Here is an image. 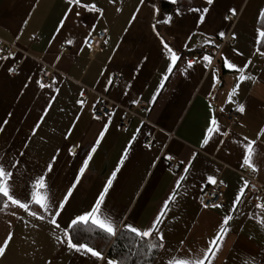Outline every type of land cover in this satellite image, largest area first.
Instances as JSON below:
<instances>
[{"label":"crops","instance_id":"obj_1","mask_svg":"<svg viewBox=\"0 0 264 264\" xmlns=\"http://www.w3.org/2000/svg\"><path fill=\"white\" fill-rule=\"evenodd\" d=\"M162 1L170 2L81 0L96 11L68 0H0V39L27 52L0 58V164L13 173L5 186L29 203L27 209L6 198L0 204V245L11 233L0 264L115 261L93 246L102 258L82 255L65 235L74 219L91 213L109 179L101 211L120 228L149 230L167 202L157 225L163 247L153 264H189L205 256V264H264V202L254 204L246 180L233 171L246 165L264 184V0H192L184 10L168 11ZM203 8L209 11L201 22L202 13L192 9ZM90 31L107 36L92 55L85 43ZM224 37L229 42L222 45ZM165 43L179 57L174 66ZM46 65L56 72L41 86ZM169 66L173 71L161 88ZM83 86L90 88L84 100ZM98 94L120 106L94 116ZM240 105L245 110L230 123L229 111ZM125 107H135L137 115L121 126ZM250 141L255 170L244 164ZM169 155L178 160L176 172L168 167ZM213 184L225 201L203 207L200 191ZM69 190L58 215L36 203L51 202L55 212ZM229 216L227 234L209 250Z\"/></svg>","mask_w":264,"mask_h":264},{"label":"snow or ice","instance_id":"obj_2","mask_svg":"<svg viewBox=\"0 0 264 264\" xmlns=\"http://www.w3.org/2000/svg\"><path fill=\"white\" fill-rule=\"evenodd\" d=\"M171 3H176L177 0H170ZM69 4H76V5H80L81 7H84L86 9L89 10H96L99 11L98 9H95V5H82L81 4V0H68ZM206 3L208 5H211L213 3V0H206ZM192 11H198L201 12L202 15L200 16V21L203 22L204 20V14H207L209 9L208 8H203V9H192ZM233 14H235V10H232ZM77 15H79V13L77 12ZM261 16H264V10H262L261 12ZM67 17V14H66ZM170 17L166 18L163 22L164 23H168L170 21ZM63 26V21L61 22L60 27ZM94 30V29H93ZM221 37L224 36V33H220L219 34ZM260 35L264 36V32L260 33ZM89 36H91V31L89 32ZM85 43H87V38L85 39ZM165 48H168V45L165 43L164 44ZM168 51L171 53V58H172V65H175V61L177 59H179V57L172 52V50L170 48H168ZM204 60H208L210 61V57L209 56H204L203 57ZM189 67H191V63H189L188 65ZM228 67H233V65H228ZM9 71H15L14 68H10ZM173 71V67L169 66L166 69V74L162 77V83L160 85V87L162 88L164 86L163 81H166L169 78V75L172 73ZM243 71V69H241V72ZM239 79H244L243 76L239 77ZM237 88H239V84H237L236 86ZM155 98V97H154ZM231 99V97H230ZM82 103V102H81ZM245 110V107L243 105H240L238 108V111L243 112ZM4 124L7 123V121L3 122ZM211 124L215 125L216 124V120L215 118H213V120L211 121ZM212 129L210 128L209 131H211ZM0 131H3V124H0ZM218 131V129H217ZM262 132H264V129L261 130ZM103 136V132H101V137ZM247 139V138H246ZM209 141L208 139H205L203 141V144H207ZM97 143H99V138L97 140ZM254 142H249L246 145V154L244 156V164H247L249 166H252L253 169L254 165H252V158H251V154L253 152V145ZM93 151H95V149L93 148ZM122 162V161H121ZM189 164H191V161H189ZM15 166V165H13ZM49 170H51V165H49ZM119 170V168L117 169V171ZM81 173L84 171V168H81ZM185 171H188V168H185ZM13 176V173L6 168L3 164H0V197L6 198V201H10L12 204H18L21 208H25L27 209L29 207V203L27 201L25 202H21V200L17 197H15V193L11 192L10 189L12 188V185L9 183L7 186H5V182L7 180V178H10ZM115 177V172L113 173V178ZM209 180H211L213 183H215L214 180H212V178H209ZM112 183V179H109V181L107 182V185L104 189V193H107L108 191V187L111 186ZM38 184L43 187L45 185V180L44 177H41L38 181ZM178 186H179V182H178ZM245 187H247V184H245ZM241 192H243V189L241 190ZM71 190H69V193L65 194L64 199L60 202V204L56 207L55 212H52L51 209L53 207V205L51 204V202L49 203H43L41 204L40 201H36V203L43 208V210L46 213H50V215L55 216L58 215L60 210L63 208L64 203L67 201L68 196L70 195ZM104 193H102L100 195V197L97 200L96 205L94 206V208L92 209L91 213H89L88 215H83L80 216L76 219H74L71 223L72 225H79L81 223L83 224H91L93 226H95L96 229L99 230L100 233L106 235V236H117L118 232L120 230V226L117 224V222L115 220H113L111 217L105 216L103 214V212L101 211V204L104 200ZM172 197H170L171 199ZM29 199H31V195L29 196ZM239 202V196L237 197V199L234 201V204ZM167 202L164 206V209H162L161 213L158 214V216L156 217V219L153 221L152 226L150 227L149 230H139L136 227L132 226V225H125L124 229L128 232H131L133 234V236L135 237V239L137 241H144L145 238H149L152 237L154 240L155 239H159V240H163V234L160 231V229L157 227L158 224L162 223V219L161 217L165 215V211L167 209ZM207 206V205H206ZM213 207H220L219 205H212ZM3 207H7V203H4ZM32 215H36L35 212L31 213ZM40 219H43L44 217L41 216L39 217ZM232 219V217H226L224 219V221H222V225L220 228V232L217 234V237L213 238L209 243H210V249L211 250V246H215L217 244V240L220 239V233L223 234H227V228L225 227L226 225H228L229 221ZM51 223L55 224L56 220L55 219H51L50 220ZM65 235L67 237V243L68 246L75 249L78 252H81L82 255H88L91 254L94 257L97 258H102L101 253L94 249L92 246L88 245V244H78V243H74L73 240L74 238L66 231ZM11 239V233H9L8 238L5 239V241L3 242L2 245H0V255H3L5 252L6 247L8 246L9 240ZM141 247H143V244L141 243L140 245ZM155 247H163V244H150L149 248H155ZM207 259V256H205L204 258L200 259V260H196V261H189V264H205V260ZM107 264H124L123 261H113V260H109L107 262Z\"/></svg>","mask_w":264,"mask_h":264},{"label":"built area","instance_id":"obj_3","mask_svg":"<svg viewBox=\"0 0 264 264\" xmlns=\"http://www.w3.org/2000/svg\"><path fill=\"white\" fill-rule=\"evenodd\" d=\"M231 17H235L234 15H230ZM229 42L228 37H224L222 39L221 44ZM107 44V36L105 31H98L96 34L91 35L87 37V43L86 45L90 48L89 54L92 55V53L95 50H98L102 46ZM60 50L64 48V46L59 47ZM21 52L24 55H27V52L22 49L17 43L15 42H9L0 39V58H5L10 55H12L14 52ZM18 65L13 66L12 68L15 69V71H11L12 74H15L18 70ZM56 72V69L53 66L46 65L45 68L42 70V72L39 75V84L41 86H47L51 79L52 74ZM120 78L119 75L114 76V81H118ZM84 87V86H83ZM90 88L84 87V90L81 93V99L84 100L86 98V93L89 91ZM97 99L95 102V106L93 109V115L94 116H102L108 114L114 107L120 106L117 102H115L113 99L108 97L105 94H98ZM136 106H140V102L136 104ZM135 106V107H136ZM135 107H125V116L121 119L120 124L121 126H125L128 124L131 116L137 115L135 112ZM241 115V112L238 110H231L228 113L227 119L230 123H233L236 119L239 118ZM169 138H173L174 133L170 132L168 133ZM151 143H147V146H150ZM75 147H73V150ZM167 164L171 171L176 172L179 169V163L174 155H169L167 157ZM233 171L242 176L246 180L247 189L250 192V199L251 201L256 205H262L264 202V184L260 183L254 175L253 170L248 166H241L238 168H233ZM225 201L224 198V192L222 191L221 187L217 184L209 185L205 188H203L200 191V194L198 196V202L203 207H211L212 205H221ZM207 205V206H206Z\"/></svg>","mask_w":264,"mask_h":264},{"label":"trees","instance_id":"obj_4","mask_svg":"<svg viewBox=\"0 0 264 264\" xmlns=\"http://www.w3.org/2000/svg\"><path fill=\"white\" fill-rule=\"evenodd\" d=\"M192 0H177L176 3L162 1L161 6L164 11L170 10L172 7L184 10L188 7ZM261 28L264 32V24ZM260 49L264 51V36L260 43ZM3 197H0V204ZM68 233L74 238V243H85L106 251L107 254L115 261H123L124 264H153L155 257L159 251V247L149 248L150 244L159 245L157 239L152 237L145 238L144 241H137L131 232L124 227L120 228L118 235L106 236L99 232L95 226L91 224H79L70 226ZM141 243L143 247H141Z\"/></svg>","mask_w":264,"mask_h":264}]
</instances>
